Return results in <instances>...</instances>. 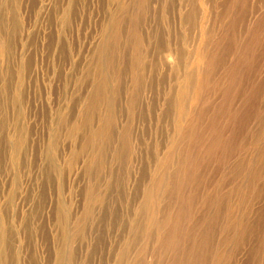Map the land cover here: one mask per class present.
<instances>
[{
  "label": "rangeland",
  "instance_id": "374dc122",
  "mask_svg": "<svg viewBox=\"0 0 264 264\" xmlns=\"http://www.w3.org/2000/svg\"><path fill=\"white\" fill-rule=\"evenodd\" d=\"M156 32L169 45L166 58L154 62L159 79L152 87L142 64L153 63ZM98 49L106 84L113 95L119 88V100L111 112L99 95L94 134L78 128L91 86L77 81L95 65ZM170 91L172 125L161 128L157 118ZM180 91L189 98L177 106ZM133 93L143 108H153L144 123L130 108ZM101 116L106 125L99 128ZM0 126L1 264L53 263L56 205L72 228L71 254L73 226L79 238L106 201L128 215L127 225L108 233L89 264H115L149 184L156 221H148V235L137 237L141 264H264V0H0ZM19 130L26 163L11 172ZM123 151L131 153L121 178L125 206L108 195L109 183L113 190L121 177L117 156ZM39 192L44 208L34 223L43 230L26 248L21 228L31 221ZM94 235L89 228L76 261Z\"/></svg>",
  "mask_w": 264,
  "mask_h": 264
},
{
  "label": "bare ground",
  "instance_id": "6f19581e",
  "mask_svg": "<svg viewBox=\"0 0 264 264\" xmlns=\"http://www.w3.org/2000/svg\"><path fill=\"white\" fill-rule=\"evenodd\" d=\"M67 12H68V10L66 11V13ZM190 19L192 21L196 20L194 16H191ZM9 31H10V33H9ZM7 34H9V36L12 38L16 34L15 28H13V27L8 28ZM163 38H164V36L159 32H156V34H154V35L152 34V36H151V41H152L151 45L153 48H152V50H150L149 60L152 61L153 63L150 64V63L144 62L142 64V69L145 70L146 72H148V74H149V78L144 79V82H146V86H150L152 84L153 86L152 85L151 86L155 87L156 83L159 79V73L157 72V70L155 68L154 62L157 60V58L158 59L159 58H163V59L166 58V51H167V47L169 45L167 39L165 38V41H164ZM11 47H12V43L9 42V48H8L9 54L12 53ZM95 54H97V55H95L92 59L93 64L95 63V65H92V66L87 65V67L83 71V73L79 74V79L77 81V83L79 85H80V83H81V85L84 83H89L91 86L90 92H89V94L87 96V100H86L87 104L85 105L84 111L81 112V113H84V118H82V121L79 122L78 128H81L82 129L81 131H83V132H85V130H87V129L88 130H91L92 128L96 129L95 131L94 130L92 131V132H94V134H95V132L96 133L98 132L97 126H99V125H97L96 126L97 128H94L92 126V122H93V119L95 117V114H97V113L99 114V110H100L99 105H98L99 95H102L104 101L107 103V105L105 106L106 109L111 110V112L112 111L114 112V110L117 108L116 107V101L119 98V88L116 91V93L113 95L110 93V91H111L110 86L106 84V81H105L106 77L104 76V68H103V60H102V57L103 58H105V57L103 55L102 50L98 49ZM179 56H181V55H179ZM181 58H182V56H181ZM182 61H183V59H182ZM182 63L183 62H181V61L177 62L178 65H181ZM144 67H146L147 69H145ZM145 71H144V73H145ZM119 81H120L119 78H116L114 80V82H116V84H117V87H118ZM139 81L140 80L138 78H136V82H139ZM136 85H139V84L136 83ZM171 93H172V91L168 92L166 94V97L164 98V106H165L166 111L162 112L160 114V116L157 118L158 123L164 124V125H160L161 128H168L172 125V122L171 123L169 122V119H170L169 111H170V109L175 108V105H174V97L171 95ZM179 93H180V95H179V98H177L178 99L177 100V106L183 102H186L189 98L186 92L180 91ZM130 103H131V105H130L131 110L135 114L138 115V118H140V120L143 123L145 122L146 117L151 118L152 113H150V111H153L152 106L150 107V109L147 108V105H145L143 108L144 104L142 105L141 99L138 97V95L133 93ZM114 107H116V108H114ZM115 112L118 113L117 111H115ZM175 116H176V113H175ZM100 120L102 123L99 126V128L105 124L106 118L101 116ZM174 122H175V117L173 118V123ZM109 129H107V130L109 131ZM176 130H177V128H175V132H176ZM175 134L177 135L178 133H175ZM175 134L168 136L170 144H172L175 141ZM124 136L127 140L130 137V135H128V133H126ZM96 137H99V136L96 135ZM112 140H113V138L109 139L107 142V147H106V151H105L106 153H107V148L112 144ZM14 141H15L13 144V152L14 153H13L12 158H10L9 164H8V168H9V170H11V172L12 171L14 172L15 168H17V167L23 168L25 166V163H26V159H25L26 158V152H27L26 151V138L24 136L23 130L22 131L19 130L18 136H16ZM98 143L100 145L101 142H98ZM86 147H91V146H89L88 142L86 143ZM145 156L148 158V157H150V154L146 153ZM129 158H131V153H129L127 151H123L120 154H118L117 165L119 166L118 171H119V174L121 175V177L115 183L116 187L113 188V190H112V186H111L112 184L109 183V185H108V192H109L108 195L111 192L115 193L116 194L115 195L116 201L119 202L123 206H125L124 204L127 205L128 200L126 198L127 196L125 195L124 190L122 192L123 188H122V184H121V178L125 179L124 176H127V174H128V168L124 167V166H127L126 164L129 163V160H128ZM166 158L167 157H164L162 159L164 161V163L166 162L165 161ZM86 164H88V163L85 162V166H86ZM100 165L101 164H99V168H100ZM49 167H51V166L49 165ZM89 167H90V165H89ZM50 169L51 168H49V170ZM89 169L90 168H88L86 166V170H89ZM140 175L143 176V172L140 171ZM33 177L34 178L32 181L33 182L32 186H35L34 181L36 179V175H34ZM43 178H44L45 182L47 180H49L47 176L46 177L44 176ZM140 178H142V177H140ZM44 181H43V183H44ZM154 181L157 182V183L155 182L156 185H158L160 183V180L158 178ZM100 187L102 188V186H100ZM151 187L153 189H155L154 186H150V184H149L145 188V192L143 193V195L141 197L143 200L141 206L139 207V205H140L139 204L135 208V215L133 218L130 219V224H129L130 228L128 229V235L126 233L124 243L122 242L123 244L121 246L119 245L120 247L118 248V250L116 252L115 264H141L139 262L140 260H138L136 258V254H137L136 252L137 251H135L136 250L135 246L137 243V237L140 234L148 235V232L150 231V230H148L149 229L148 228V225H149L148 221L151 224H154L156 221L154 218V213H153V210H154L153 204H154V202L156 203V198H154V196H153V192L155 190L151 191ZM105 188H106V186H105ZM102 189H104V188H102ZM100 192H98L95 196L89 194L86 197V200H87L86 204H88V200L90 198H97V196L100 194ZM101 194H102V192H101ZM44 198H45L44 194L41 193V195H40V192H39L37 197H36V201L33 204L34 205L33 206V215H32L31 221L30 222L28 221L25 225L22 224L21 230L23 229L24 234H26V236H27V238H26L27 242L25 245L26 248L29 247V245H28L29 242L31 243L32 241H34L35 232L38 231V234H39L43 230V227L41 224H40V228H39V225H38L39 220H37V223H34V221L36 220V217H37V219H39V215L42 213V210H43L42 208H44V206H43L44 205ZM115 199H114V201H115ZM100 201H102V200H100ZM161 202H162V200H161ZM7 205H9V204H7ZM87 207H89V206L88 205L86 206V210H84V213L85 212L87 213V210H88ZM102 209L103 210L93 212L92 218H91V220H89L90 221L89 225L87 227H85V229L82 231V233H79V238H78L79 230H76L75 229L76 227L73 226V228H74L73 231L75 232L76 236L74 239L72 253L70 254L67 252L69 251V249L71 247V236L68 234V230L71 227H69L70 225H69L68 217L64 218L65 216H67L66 213L64 214V216L61 215V211H59V206L57 207V205H56V207H55V225L57 227V232H56L54 238L52 236V239H54V243H55V260L53 261L52 264H76V262H77V264H89L91 259L94 257L95 254L101 253L103 251V249L105 248L107 235L113 228H115V230L117 232H120L122 230L124 231L123 227L125 225H127L128 215L127 214H124V215L119 214V212L114 209V206L112 204L111 205L107 204V201L105 203V207L103 206ZM146 211H149V212H146ZM89 214L90 213H88V215ZM144 214H147V218H145V219L143 216ZM85 216H87V215L85 214ZM32 223H34L36 225L33 227L31 225ZM86 223H87V221H86ZM80 226H79V228H80ZM89 228H91L93 230V232L95 233L94 241L91 244H87V248H86L87 251L84 253V255H82L80 257V259L78 261H76L75 254L78 253V247L81 245V243L86 240L87 231ZM82 229H83V227H82ZM30 239H31V241H30ZM138 250H139V248H138ZM132 254H134V255H132ZM33 259H34V261H36L35 248H34Z\"/></svg>",
  "mask_w": 264,
  "mask_h": 264
}]
</instances>
